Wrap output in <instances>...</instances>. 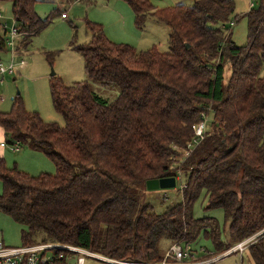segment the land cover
Masks as SVG:
<instances>
[{
  "label": "trees",
  "instance_id": "trees-1",
  "mask_svg": "<svg viewBox=\"0 0 264 264\" xmlns=\"http://www.w3.org/2000/svg\"><path fill=\"white\" fill-rule=\"evenodd\" d=\"M44 1L0 0L11 4L19 55L49 23L34 10ZM125 1L137 27L153 17L168 28V52L112 42L101 24L86 20L88 42L71 49L82 57L87 80L68 85L57 75L49 79L51 104L64 127L26 111L19 95L8 112L0 111L5 142L42 153L55 168L32 176L0 157V212L20 226L22 245L63 243L156 263L164 259L163 243L189 245L202 234L213 254L224 255L255 238L245 249L253 264H264V0L241 17L247 21L244 46L226 31L233 0L162 9L147 0ZM53 55L46 53L50 65ZM90 82L116 86L119 93L103 99ZM209 110V129L184 157L192 126ZM177 176L185 178L182 201L163 213L137 199L148 180ZM202 192L208 209L223 211L226 240L217 219L193 217Z\"/></svg>",
  "mask_w": 264,
  "mask_h": 264
},
{
  "label": "rangeland",
  "instance_id": "rangeland-1",
  "mask_svg": "<svg viewBox=\"0 0 264 264\" xmlns=\"http://www.w3.org/2000/svg\"><path fill=\"white\" fill-rule=\"evenodd\" d=\"M147 1L154 9L176 5L191 6L193 2L192 0ZM233 1L235 12L229 22V24L233 23V25L227 24L226 31L231 33V40L235 45L244 46L247 42V21L241 17L252 8L249 7V0ZM34 10L41 19L48 18L49 23L44 30L32 37L27 52L15 57L16 63L22 59L25 65L17 67L13 75H3V82L0 83L1 112L10 110L11 101L19 93L18 95L22 98L26 111L36 112L46 123H55L59 127H64L62 116L54 111L51 104L50 74L53 70L55 75L62 78L68 85L87 80L82 57L71 49L73 43L84 44L88 42L90 35L85 31L86 20L101 24L105 36L112 42L129 44L137 51H146L152 46H156L160 52H168V28L153 17L146 18L142 27H137L134 23V13L125 0H83L80 2H77V0H47L37 2ZM61 14H64L66 19L62 18ZM5 23L7 24L6 28L3 27ZM12 23L11 4L9 2H0L1 36L6 38L4 31L8 32ZM46 53H54L52 65L47 61ZM0 54V64L7 66L11 61L10 50L0 52ZM25 72L28 74H25ZM228 76L229 71L226 69L225 77L227 78ZM260 76L264 77V67L260 71ZM90 86L97 96L109 101L119 93L116 86L103 87L97 82H90ZM212 120L213 114L209 110L205 119L206 130L209 129ZM198 145L199 143L193 147L189 154ZM16 152L12 151L10 146H6L3 149V157H1L7 167L11 168L15 165L19 171L26 172L29 175L32 173V176H36L41 172L49 174L55 172L53 163L42 153L39 154L40 156H35L34 153L40 152H35L22 145L20 146V151ZM41 157L46 164L39 167L42 171H38L36 170L37 159ZM33 169L34 171H31ZM181 187H185L184 176L181 177V181L177 180L172 188L157 190H148L146 187L140 188L137 190V199L141 204H149L155 214H161L166 208L182 201ZM1 190L2 183L0 182V193ZM207 204L205 193L202 192L192 206L193 217H213L217 219L221 229V239L226 240L227 227L223 211L221 209H208ZM0 243L9 247L22 245L20 226L1 212ZM180 245L187 251L192 252L193 255L192 260L189 261L187 257L180 264H253L247 249L244 250L242 256L239 253L213 254L210 240L203 237L202 234L195 242L189 245ZM162 246L164 249L163 255H165L170 247L166 243H163ZM234 248L236 249L237 246ZM208 255H211V259H209ZM203 259L205 260L202 261Z\"/></svg>",
  "mask_w": 264,
  "mask_h": 264
},
{
  "label": "built area",
  "instance_id": "built-area-1",
  "mask_svg": "<svg viewBox=\"0 0 264 264\" xmlns=\"http://www.w3.org/2000/svg\"><path fill=\"white\" fill-rule=\"evenodd\" d=\"M256 0H249V7L254 8ZM65 18L64 14H61ZM232 26L233 23H230ZM4 28L7 27L5 23ZM5 46L10 50L11 61L7 66L0 64V76L13 75L16 72L17 66L23 64L20 59L17 63L14 57L17 53V44L20 34L17 32L14 22L12 23L8 32L5 31ZM2 80H0V83ZM206 114L204 112L200 115V121L192 126L194 134L193 141L188 145V149L184 153V157L189 156L193 147L200 143L204 137ZM2 147L9 146L7 143H1ZM12 151H18L19 145L14 144L10 146ZM179 177L175 178L177 181ZM254 238H249L244 242L236 245L237 248L229 250L225 254H230L235 251L243 252L248 244ZM189 251L184 249L180 244H173L164 255L161 262H143V261H126L110 258L87 249L63 243H36L30 245H21L19 247L4 246L0 243V264H180L186 260Z\"/></svg>",
  "mask_w": 264,
  "mask_h": 264
},
{
  "label": "water",
  "instance_id": "water-1",
  "mask_svg": "<svg viewBox=\"0 0 264 264\" xmlns=\"http://www.w3.org/2000/svg\"><path fill=\"white\" fill-rule=\"evenodd\" d=\"M55 73L53 70L51 71L50 76L53 77ZM19 93H17L18 95ZM175 186V178L169 177V178H163L158 180H148L146 182V188L148 190H157V189H167L172 188Z\"/></svg>",
  "mask_w": 264,
  "mask_h": 264
},
{
  "label": "crops",
  "instance_id": "crops-1",
  "mask_svg": "<svg viewBox=\"0 0 264 264\" xmlns=\"http://www.w3.org/2000/svg\"><path fill=\"white\" fill-rule=\"evenodd\" d=\"M70 1H72V0H70ZM80 1H83V0H77V2H80ZM148 18H150V17H148ZM66 19V18H65ZM65 19H62V20H65ZM102 29H103V27H102ZM4 34H5V31H4ZM7 48V47H6ZM7 50H8V48H7ZM28 50V49H27ZM27 52V51H26ZM26 52H23V53H26ZM18 55L19 54H17L16 53V56L15 57H18ZM0 57H1V54H0ZM14 57V60L16 59ZM0 63H1V60H0ZM25 65V62H24V60H23V64L22 65H20V66H24ZM20 66H17V67H20ZM27 67V66H26ZM25 74H28L27 72H25ZM3 79H4V77H3V75L2 76H0V80H2V82H3ZM32 82H34V80H32ZM5 111V110H4ZM3 142H5V140H4V136H3V131H2V129L0 128V157L2 156L3 157V149L4 148H6V147H2L1 146V143H3ZM19 151H20V145H19ZM19 151H17V152H19ZM16 152V153H17ZM35 154V156H40L39 154H41V153H34ZM38 158V157H37ZM46 164V162L44 161V159H42V157L41 158H39V159H37V166H36V170H38V171H42V170H40V168L39 167H42V166H44ZM35 170V171H36ZM31 171H34V169L33 170H31ZM30 173V172H29ZM42 173V172H41ZM32 174V173H31ZM30 174V175H31ZM40 174V173H39Z\"/></svg>",
  "mask_w": 264,
  "mask_h": 264
}]
</instances>
